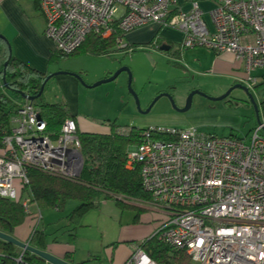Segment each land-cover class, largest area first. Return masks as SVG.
Segmentation results:
<instances>
[{
  "label": "built area",
  "instance_id": "1",
  "mask_svg": "<svg viewBox=\"0 0 264 264\" xmlns=\"http://www.w3.org/2000/svg\"><path fill=\"white\" fill-rule=\"evenodd\" d=\"M175 0H38L45 35L54 52L74 53L90 33L125 36L147 24L183 35L181 48L227 53L243 66L254 87L264 71V0H214L202 18L197 1L187 12H171ZM157 47V46H156ZM264 77V76H263ZM129 127L117 128L128 134ZM126 153L149 198L141 205L165 215L153 236L184 251L189 264H264V120L248 139L218 137L195 129L146 128ZM83 157L76 122L68 117L57 133L47 131L40 109L24 99L0 127V197L18 200L30 214L29 170L76 181ZM152 236V237H153ZM123 264H157L141 247Z\"/></svg>",
  "mask_w": 264,
  "mask_h": 264
},
{
  "label": "rangeland",
  "instance_id": "2",
  "mask_svg": "<svg viewBox=\"0 0 264 264\" xmlns=\"http://www.w3.org/2000/svg\"><path fill=\"white\" fill-rule=\"evenodd\" d=\"M0 34L9 42L10 51L13 54L14 45L10 41L13 35L5 28L4 23L0 25ZM131 49L132 47H129L126 50L109 52L100 56L77 53L67 57L54 58L49 63V74L74 73L80 76L82 81L70 74L53 76L44 86L42 99L50 103L57 102V97L62 96L61 82L64 80L72 82V79H75L79 84V90L73 95L76 105L79 106L80 114L89 119L100 121L98 123L110 122L120 127H134L139 130L146 128L195 129L200 133L218 137L232 136L248 139L257 126V120H264L262 110V101L264 100L263 70H257L253 73L258 78V84L254 87H248L257 107L256 112L249 96L240 88L233 89L225 99L215 101L209 99V97L223 95L236 84L229 86L224 91L215 92L213 89L217 83L221 86V80H213L203 76L199 78L194 73L180 68L172 51L160 52L147 46L133 48L134 51ZM4 60L5 48L0 44V68L4 65ZM123 67L129 68L131 72V88L138 97L139 107H137L134 97L128 89V74L126 72L120 73L111 82L90 87L96 82L110 77ZM101 76L105 77L100 79ZM198 83L204 85L197 88L195 86ZM193 90H199L206 96L195 94L192 97L190 107L184 110L187 97ZM0 93L16 105L22 101L19 95L8 90L1 83ZM94 112L97 114L94 115ZM108 129L109 127L102 124V128L99 130L107 131ZM72 201H66L61 212L72 207ZM119 201L126 204L132 202L142 206L141 200L137 199L121 197ZM97 209L98 207L84 213L77 224H82V220L85 218L86 221L90 220L95 228L94 222H97V216H95L94 211ZM42 210V212L45 211V209ZM100 211L101 208L98 212ZM43 214L46 221H49L45 212ZM54 214L58 215L57 213ZM26 215L25 221L27 222L31 219V215ZM127 217V212H125L123 218L126 219ZM64 220L65 223L67 221L69 223L67 218ZM111 221L109 214L104 215L99 223L113 224ZM33 224L34 226L37 225V212ZM69 227H71V223ZM37 228L42 229V224L38 223ZM63 230L65 228L61 229L60 233Z\"/></svg>",
  "mask_w": 264,
  "mask_h": 264
},
{
  "label": "crops",
  "instance_id": "3",
  "mask_svg": "<svg viewBox=\"0 0 264 264\" xmlns=\"http://www.w3.org/2000/svg\"><path fill=\"white\" fill-rule=\"evenodd\" d=\"M193 1H197L203 13L202 18L211 28L208 12L213 8L214 0H175L171 12L189 11ZM30 2V0H0V25L4 23L5 28L13 35L10 41L14 45V57L30 69L48 75L50 58L55 53L54 47L52 41L44 33V16ZM182 41L183 35L180 31L156 23L139 27L124 38L126 48L132 47V50L136 47L147 46L160 51L158 47L169 45L170 52L172 51L180 68L194 73L199 78L203 76L222 81L221 86L217 83L214 87L215 92L224 91L233 84L245 83V70L234 60L232 55L217 54L203 47L183 49L181 48ZM122 50L124 49L114 47L111 52ZM53 74L49 75H52L51 77L64 75V73ZM103 77L105 76H101L100 79ZM0 83L2 84L1 79ZM61 83L62 96L57 97V102L66 105L71 118L76 122L78 132H102L99 130L102 128V124L105 127H110V122H101V124L98 123L100 122L98 120L89 119L80 114L79 106L76 105L73 95L79 90V84L75 79H72V82L64 80ZM202 85L204 84L198 83L195 87L201 88ZM96 114L94 112V115ZM114 126L127 127L115 124ZM122 204L126 205L125 208L128 209L119 207L113 200H101L98 209L94 211L97 216V222H94L95 228L90 220L86 221L84 218L82 224L80 223L75 229L72 226L69 227L70 222L65 223L64 218H67L78 205L77 201L73 200L72 207L64 212L58 209H45L44 212L49 221H46L43 210L39 209L36 204H32V214H29L31 219L17 227L12 236L26 243L35 230L34 228H37L38 223H41L43 228L40 230L45 235L43 251L72 264L82 262H87V264H123L136 248L141 247L146 240L153 236L165 219V215L132 202ZM99 208H101L100 212H98ZM36 212L37 225L34 226ZM125 212L128 215L126 219L123 218ZM109 214L113 224L99 223L104 215ZM64 228L65 230L60 233Z\"/></svg>",
  "mask_w": 264,
  "mask_h": 264
},
{
  "label": "trees",
  "instance_id": "4",
  "mask_svg": "<svg viewBox=\"0 0 264 264\" xmlns=\"http://www.w3.org/2000/svg\"><path fill=\"white\" fill-rule=\"evenodd\" d=\"M30 1L33 7L39 10L38 0ZM115 38V35L102 38L92 32L87 36L84 43L68 56L77 53H87L94 56L107 54L114 49ZM0 44L5 48L4 62L8 61L5 72H3L4 65L0 68L2 85L19 96V93L37 96L41 86L43 84L45 86L48 81L49 74L39 73L18 61L11 53L6 38H0ZM56 57L67 56L54 53L50 61ZM3 75L4 80L2 79ZM42 94L33 102L40 109V117L46 122L47 131L57 133L64 119L71 116L65 104L44 101ZM23 100L24 98H22ZM262 105L264 114V100ZM16 112L17 105L0 93V127L7 125L9 119ZM109 124L110 127L107 131L78 132L83 166L76 181L29 170V183L26 192L32 204H36L41 210L46 208L61 210L66 201H77L78 205L67 216L71 226L75 229L80 224L77 222L81 216L87 211L97 208L103 199L113 200L116 205L125 208L127 206L119 201L121 197L137 200L149 198L148 193L141 186L138 171L128 170L125 167L127 150L137 142L141 130L130 127L128 134H121L117 132L118 127L114 126V123ZM26 217L27 215L18 200L13 201L0 197L1 232L12 235L14 230L24 223ZM28 243L34 248L43 250L45 247L44 233L35 228ZM141 248L157 264H189L190 262L189 256L184 251L174 250L159 241L156 236L146 240ZM0 264L48 263L35 254L22 251L16 246L0 240ZM80 264H87V262Z\"/></svg>",
  "mask_w": 264,
  "mask_h": 264
},
{
  "label": "water",
  "instance_id": "5",
  "mask_svg": "<svg viewBox=\"0 0 264 264\" xmlns=\"http://www.w3.org/2000/svg\"><path fill=\"white\" fill-rule=\"evenodd\" d=\"M0 38H5V37L2 34H0ZM158 48L162 52H167V51H169L171 49V47L169 45H161ZM7 63H8V61H6L4 63L3 72H5V67H6ZM122 72H126L128 74V89L132 93L137 107H139L138 97L135 95L134 91L131 88L132 75H131V72H130L129 68H127V67L120 68L118 71H116L115 73H113L110 77L105 78L103 80H100V81L96 82L94 85H91L90 87H96V86L101 85L103 83L111 82V81L115 80L118 77V75L120 73H122ZM62 73H64V74H70L71 76H74L75 78H77L79 81H82V79L80 78V76H78V75H76L74 73L58 72V73H55V74H62ZM55 74H53V75H55ZM51 76L52 75H49L47 77V79H49ZM2 79L4 80V75H3V78ZM235 88L242 89L249 96L250 101L254 105V107L256 109V112H257V107H256V105H255V103H254V101H253V99L251 97V94L249 93V89L246 86L242 85V84L233 85L223 95L218 96V97H209V99L214 100V101L215 100L225 99L231 93V91L233 89H235ZM43 89H44V84L41 86L40 91H39V93H38L37 96H27L24 93H19V94H20V96L22 98H24L26 100L34 101L36 98H38L42 94ZM195 94H199V95H202V96H206L204 93H202L199 90H193V91H191L189 93L188 97H187L186 106H185L184 110H186V109H188L190 107L191 101H192V97ZM172 103H173V101H172ZM257 122L259 123V119L257 120ZM0 240H3L5 242H7V243H10V244H12V245L20 248L23 251H28V252H30L32 254H35L36 256L40 257L41 259H43L48 264H72V263H69V262L65 261L62 258H59V257H56V256L52 255L51 253H49L47 251H43V250L34 248V247L30 246L28 242H26V243L21 242V241L17 240L14 236H12L10 234H7V233H4V232H1V231H0Z\"/></svg>",
  "mask_w": 264,
  "mask_h": 264
}]
</instances>
